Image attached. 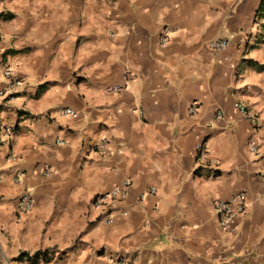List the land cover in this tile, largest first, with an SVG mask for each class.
<instances>
[{"label": "crops", "instance_id": "1", "mask_svg": "<svg viewBox=\"0 0 264 264\" xmlns=\"http://www.w3.org/2000/svg\"><path fill=\"white\" fill-rule=\"evenodd\" d=\"M262 1L0 0V264H264Z\"/></svg>", "mask_w": 264, "mask_h": 264}, {"label": "built area", "instance_id": "2", "mask_svg": "<svg viewBox=\"0 0 264 264\" xmlns=\"http://www.w3.org/2000/svg\"><path fill=\"white\" fill-rule=\"evenodd\" d=\"M170 37V30L168 27H164L159 35V40L161 44L166 43ZM228 44V39L226 37H219L209 42L210 48L213 50H223ZM4 78L6 79L5 90L12 86H18L21 84L22 80L18 76L16 70L11 65H6L2 71ZM118 90V88H114ZM2 91H0V94ZM236 106L242 112H246V107L242 103H237ZM196 104L192 103L189 110L191 112L196 111ZM64 113L72 114L71 109L66 108L63 110ZM220 116V112H218ZM13 135V128L11 126H4L2 128V138L4 141L9 142ZM251 149H254V145L251 146ZM96 150L101 154L106 153V143L102 141L99 146L96 147ZM197 160L201 161L205 149L201 146L197 148ZM13 157V155H11ZM49 169H46V172H49ZM15 179H18V175H15ZM130 185V181L126 180L120 185H115L113 188L106 192L96 193L91 200V205L96 208H106L112 202V200L118 198L119 196L125 193L126 188ZM35 200L31 193L24 188L17 197V208L21 212L30 210L34 206ZM214 210L217 216L218 224L223 230H228L232 227L233 222L239 216H243L246 213V196L243 191L235 192L227 200H219L214 205ZM107 220L111 221L112 216H107ZM116 264H128L125 260L115 261Z\"/></svg>", "mask_w": 264, "mask_h": 264}, {"label": "trees", "instance_id": "3", "mask_svg": "<svg viewBox=\"0 0 264 264\" xmlns=\"http://www.w3.org/2000/svg\"><path fill=\"white\" fill-rule=\"evenodd\" d=\"M260 8H261L262 11H264V1H262V3L260 4ZM2 14L3 13H0V15H2ZM7 16H11V14L10 15H5V17H7ZM40 254H42V256H43V258L45 260L46 259V253H45V251L40 250V249L36 250L32 254H29L28 252H20L19 255L16 258H14V259L19 260V259H22L23 257H27V259L29 261L35 262L36 259L40 256Z\"/></svg>", "mask_w": 264, "mask_h": 264}]
</instances>
